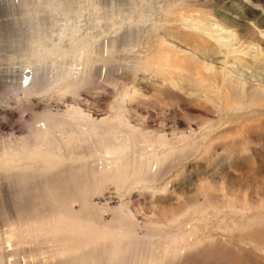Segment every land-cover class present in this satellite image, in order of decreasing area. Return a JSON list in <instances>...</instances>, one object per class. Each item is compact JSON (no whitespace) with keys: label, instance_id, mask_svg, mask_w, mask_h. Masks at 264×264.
<instances>
[{"label":"rangeland","instance_id":"rangeland-1","mask_svg":"<svg viewBox=\"0 0 264 264\" xmlns=\"http://www.w3.org/2000/svg\"><path fill=\"white\" fill-rule=\"evenodd\" d=\"M64 196L93 201L86 252ZM0 240V264H264V0H0Z\"/></svg>","mask_w":264,"mask_h":264},{"label":"bare ground","instance_id":"bare-ground-1","mask_svg":"<svg viewBox=\"0 0 264 264\" xmlns=\"http://www.w3.org/2000/svg\"><path fill=\"white\" fill-rule=\"evenodd\" d=\"M20 88V87H18ZM58 122V121H57ZM63 122V121H62ZM46 126L44 127H40L37 128V130L35 131L36 133L38 134H50L52 133L53 131V127L52 128H48L47 127V124H45ZM61 125V124H60ZM50 126V125H49ZM53 126V125H52ZM64 128V127H63ZM64 130V129H63ZM58 132V131H57ZM60 133V132H59ZM106 159L105 160H112L113 159L115 160L116 157H111V156H108V157H105ZM113 158V159H112ZM29 160V159H28ZM27 160V161H28ZM36 160V159H35ZM86 160V159H85ZM84 160V161H85ZM101 161V160H100ZM26 162V161H25ZM39 161H30L27 165L28 166H32V165H35L37 166ZM109 162H106V164H108ZM25 164V163H24ZM85 167V166H84ZM113 168L114 167H106V168H102V170H98L96 167H89L87 169V171H91L92 174L93 173H99L100 174V179H99V188H102V187H107L106 185L111 182H118L117 181V177H114L115 175H113ZM85 169V168H84ZM75 177V176H74ZM79 178V177H78ZM120 178L123 179V176H121ZM121 182V179L120 181ZM83 186V185H82ZM85 186H90V181H87L85 184H84V188L83 187H79V190L82 191V194H86L88 192V188H86ZM96 188V187H95ZM68 191L70 190V187L68 186ZM64 190V189H63ZM80 191V192H81ZM63 196V195H62ZM60 197V196H59ZM81 197V195L79 196V198ZM58 199V197L56 196V193H54V201H56ZM60 199V198H59ZM92 201V199H90ZM90 200L88 198H83L82 200V208L80 211H76L73 209V206H72V202H71V199L69 197H61L60 199V207L62 210H64V212L66 211H69L68 215L70 217V220L72 222V224L74 225V228H73V232H70L68 231L67 233H65V235L63 236H60L59 240H63L64 238L67 239V242L68 243H65L67 245L63 246L62 249L63 250H66V251H75V250H79V251H85V249L93 243V241L91 240V237L92 235L91 234H94V231H93V228L92 226L90 225L91 223L92 224H95L94 221H95V218L94 217H91L92 221L88 220L84 214V211L86 209V206L88 205V203H92L90 202ZM86 211L90 212L89 210L86 209ZM29 229H24L25 231V234H24V237H26L27 239H24V242H28L32 239H30L29 235ZM19 238L20 236L19 235H16L14 234L13 238ZM12 238V239H13ZM15 238V239H16ZM14 239V240H15ZM6 242V240H5ZM19 242V241H18ZM3 241L0 240V247L3 245L2 244ZM86 246V247H85ZM85 247V248H84ZM84 248V249H83ZM86 252V251H85ZM81 253V252H80ZM87 254V253H86ZM53 262V261H51ZM52 264H55V263H52ZM114 264H117V263H114Z\"/></svg>","mask_w":264,"mask_h":264},{"label":"built area","instance_id":"built-area-1","mask_svg":"<svg viewBox=\"0 0 264 264\" xmlns=\"http://www.w3.org/2000/svg\"><path fill=\"white\" fill-rule=\"evenodd\" d=\"M29 72V71H28Z\"/></svg>","mask_w":264,"mask_h":264}]
</instances>
